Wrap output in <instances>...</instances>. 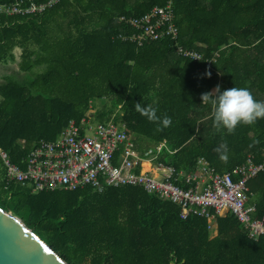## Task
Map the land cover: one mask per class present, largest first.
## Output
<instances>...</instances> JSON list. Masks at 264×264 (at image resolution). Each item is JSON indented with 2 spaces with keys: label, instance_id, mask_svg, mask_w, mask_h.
Masks as SVG:
<instances>
[{
  "label": "trees",
  "instance_id": "1",
  "mask_svg": "<svg viewBox=\"0 0 264 264\" xmlns=\"http://www.w3.org/2000/svg\"><path fill=\"white\" fill-rule=\"evenodd\" d=\"M31 1L47 0L23 4ZM167 1L58 0L41 12L0 13V62L20 48L18 69L0 81V146L13 162L22 165L40 140L57 138L101 99L107 103L96 120L126 123L142 155L166 141L156 162L178 172L195 170L201 157L221 174L249 157L263 162L264 119L232 134L217 131L201 94L219 85L264 101V0H173L177 43L202 53L198 62L179 57L170 37L143 46L119 38L130 33L120 16H142ZM136 103L151 105L171 125L157 132ZM218 147L227 151L226 163ZM248 186L263 216L264 169ZM0 204L70 264H264V239H252L232 214L218 218L211 237L206 218L183 219L178 205L141 187L33 192L7 183L0 161Z\"/></svg>",
  "mask_w": 264,
  "mask_h": 264
},
{
  "label": "built area",
  "instance_id": "2",
  "mask_svg": "<svg viewBox=\"0 0 264 264\" xmlns=\"http://www.w3.org/2000/svg\"><path fill=\"white\" fill-rule=\"evenodd\" d=\"M58 0L23 4L12 0L0 4V13L8 15L41 12ZM119 22L130 30L119 38L138 46L170 37L176 43L179 57L195 62L203 54L177 43L179 28L175 24L173 0L155 6L142 16H120ZM218 56V54H216ZM200 57L202 59H195ZM214 59L207 60L211 67ZM92 105L79 122L71 120L54 140H40L29 152L22 165L11 160L0 146V161L7 183L30 187L33 192L77 190L93 186L141 187L147 193L170 201L180 208V217H204L208 229L217 228L219 217L232 214L247 229L252 239H264V215L257 216L252 204L248 183L264 169L249 157L233 172L218 173L203 157L191 172L176 171L172 165L156 162L166 141L142 155L137 147L136 134L126 123L113 118L106 122L94 120Z\"/></svg>",
  "mask_w": 264,
  "mask_h": 264
},
{
  "label": "clouds",
  "instance_id": "3",
  "mask_svg": "<svg viewBox=\"0 0 264 264\" xmlns=\"http://www.w3.org/2000/svg\"><path fill=\"white\" fill-rule=\"evenodd\" d=\"M202 59L200 57H193ZM211 75V73H207ZM202 104L212 105L213 127L217 131L226 129L228 134L235 132L238 125H252L258 119H264V101H257L250 90L246 88L232 87L224 91H220L217 85L213 92H205L201 94ZM135 110L142 116L146 117L150 122L156 123L157 132L163 131L171 125L170 117L165 116L162 120L157 116V110L151 105L142 106L140 103L135 104ZM162 125V126H161ZM214 151L220 153V159L227 162V151L221 152V148Z\"/></svg>",
  "mask_w": 264,
  "mask_h": 264
},
{
  "label": "water",
  "instance_id": "4",
  "mask_svg": "<svg viewBox=\"0 0 264 264\" xmlns=\"http://www.w3.org/2000/svg\"><path fill=\"white\" fill-rule=\"evenodd\" d=\"M0 264H70L20 217L0 204Z\"/></svg>",
  "mask_w": 264,
  "mask_h": 264
},
{
  "label": "rangeland",
  "instance_id": "5",
  "mask_svg": "<svg viewBox=\"0 0 264 264\" xmlns=\"http://www.w3.org/2000/svg\"><path fill=\"white\" fill-rule=\"evenodd\" d=\"M15 52L18 54V56L15 59L8 58L5 62H0V81L4 78L6 74H10L12 73L13 70L18 69L19 52H20V48L18 46L15 47ZM36 71H40V70L37 69ZM214 90L215 89H213L212 92ZM106 103L107 101L104 99H101L93 103L92 110L90 111V113L94 115L95 111ZM94 120H96V118H94Z\"/></svg>",
  "mask_w": 264,
  "mask_h": 264
},
{
  "label": "crops",
  "instance_id": "6",
  "mask_svg": "<svg viewBox=\"0 0 264 264\" xmlns=\"http://www.w3.org/2000/svg\"><path fill=\"white\" fill-rule=\"evenodd\" d=\"M17 56H18V54L15 52V57H17ZM209 231H210L211 237H215L217 235V228H215L214 230H209Z\"/></svg>",
  "mask_w": 264,
  "mask_h": 264
}]
</instances>
